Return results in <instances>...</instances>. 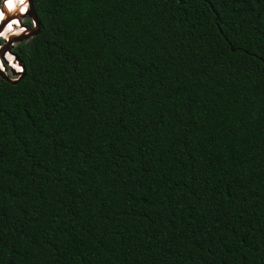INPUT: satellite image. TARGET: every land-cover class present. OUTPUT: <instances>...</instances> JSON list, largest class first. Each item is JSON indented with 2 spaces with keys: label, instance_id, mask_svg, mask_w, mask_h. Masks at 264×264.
<instances>
[{
  "label": "trees",
  "instance_id": "trees-1",
  "mask_svg": "<svg viewBox=\"0 0 264 264\" xmlns=\"http://www.w3.org/2000/svg\"><path fill=\"white\" fill-rule=\"evenodd\" d=\"M32 1L0 264H264V0Z\"/></svg>",
  "mask_w": 264,
  "mask_h": 264
},
{
  "label": "water",
  "instance_id": "water-1",
  "mask_svg": "<svg viewBox=\"0 0 264 264\" xmlns=\"http://www.w3.org/2000/svg\"><path fill=\"white\" fill-rule=\"evenodd\" d=\"M5 1L6 0H0V6L2 9L4 8ZM27 1H28V8H27L26 13H23V14L16 13L15 14L16 16H21L20 21H21L22 26L24 27V30H23L24 32L16 34L11 38H7V39L3 38V45L0 47V58L3 60L2 62L4 63V68H5L4 70L0 68V78H3L4 80L8 82H13V83L17 82L20 79L21 75L23 74V70L25 68L21 60L12 51L13 47L15 46V43L17 44L21 42L23 39H27L30 36H34L35 34L38 33V30H39V21L37 19L33 1L32 0H27ZM25 16H27L28 18L32 20V26H25L23 24V17ZM7 52L13 56V60L15 63H18L19 65L22 66V71L18 73L16 77H12L8 74V72H10L11 74H15L16 69L12 68L8 64L7 60L5 59V54Z\"/></svg>",
  "mask_w": 264,
  "mask_h": 264
},
{
  "label": "bare ground",
  "instance_id": "bare-ground-1",
  "mask_svg": "<svg viewBox=\"0 0 264 264\" xmlns=\"http://www.w3.org/2000/svg\"><path fill=\"white\" fill-rule=\"evenodd\" d=\"M13 2L15 3V7L12 9H9L7 7V0L5 1L3 9L0 6V11L2 14V17L0 18V31L1 33H3V35L0 36H3V38L5 39L11 38L16 34H19L24 29L20 21L21 16H16L15 14L26 13L28 8V1L23 0V3H21L20 0H13ZM9 25H11L10 29L8 27ZM9 57H11V59H9ZM5 59L12 68L16 70L20 68L19 65L14 62L13 56L10 55V53L7 52L5 54ZM2 61L3 60L0 58V68L4 70V63Z\"/></svg>",
  "mask_w": 264,
  "mask_h": 264
},
{
  "label": "clouds",
  "instance_id": "clouds-1",
  "mask_svg": "<svg viewBox=\"0 0 264 264\" xmlns=\"http://www.w3.org/2000/svg\"><path fill=\"white\" fill-rule=\"evenodd\" d=\"M20 2L21 3H23V0H20ZM7 7L9 8V9H12V8H14L15 7V3L13 2V0H7ZM23 10V9H22ZM25 26H26V24L25 23H23ZM9 27V29L11 28V25H9L8 26ZM24 30V29H23ZM22 30V31H23ZM22 31L20 32V33H22ZM0 35H3V33H0ZM1 41H3V39H1ZM9 59H11V57H9ZM8 74H11L10 72H8Z\"/></svg>",
  "mask_w": 264,
  "mask_h": 264
},
{
  "label": "built area",
  "instance_id": "built-area-1",
  "mask_svg": "<svg viewBox=\"0 0 264 264\" xmlns=\"http://www.w3.org/2000/svg\"><path fill=\"white\" fill-rule=\"evenodd\" d=\"M23 28H24V27H23ZM0 33H1V32H0ZM1 39H3V36H0V47L3 45V41H1ZM16 64H18V63H16ZM18 65H19V64H18ZM19 67H20V68H19L18 70H16V73H15V74H9V75L12 76V77H16V75L22 71V66L19 65Z\"/></svg>",
  "mask_w": 264,
  "mask_h": 264
},
{
  "label": "rangeland",
  "instance_id": "rangeland-1",
  "mask_svg": "<svg viewBox=\"0 0 264 264\" xmlns=\"http://www.w3.org/2000/svg\"><path fill=\"white\" fill-rule=\"evenodd\" d=\"M28 19H30V18H28L27 16H25V17H23V21H28ZM30 21L32 22V20L30 19ZM15 45H16V43H15Z\"/></svg>",
  "mask_w": 264,
  "mask_h": 264
},
{
  "label": "flooded vegetation",
  "instance_id": "flooded-vegetation-1",
  "mask_svg": "<svg viewBox=\"0 0 264 264\" xmlns=\"http://www.w3.org/2000/svg\"><path fill=\"white\" fill-rule=\"evenodd\" d=\"M23 23H25V21H23Z\"/></svg>",
  "mask_w": 264,
  "mask_h": 264
}]
</instances>
